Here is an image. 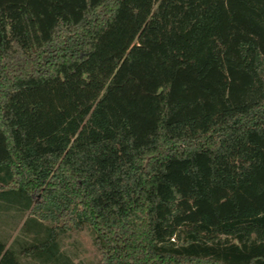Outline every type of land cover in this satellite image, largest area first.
<instances>
[{
  "label": "trees",
  "instance_id": "1",
  "mask_svg": "<svg viewBox=\"0 0 264 264\" xmlns=\"http://www.w3.org/2000/svg\"><path fill=\"white\" fill-rule=\"evenodd\" d=\"M0 200L32 233L0 264L81 228L100 264H264V0H0Z\"/></svg>",
  "mask_w": 264,
  "mask_h": 264
},
{
  "label": "rangeland",
  "instance_id": "2",
  "mask_svg": "<svg viewBox=\"0 0 264 264\" xmlns=\"http://www.w3.org/2000/svg\"><path fill=\"white\" fill-rule=\"evenodd\" d=\"M24 217V215L21 217L18 214H13L11 211L0 215V240L5 239L6 245L13 244L15 252L19 247L31 246L29 242L32 241V233H25L20 227ZM42 224L49 226L51 223L42 221ZM43 232L41 230L39 236L43 235ZM219 238L223 239L224 236L220 235ZM55 239V243H48L41 250L33 249L32 255L20 256L17 254L19 262L21 264H62L63 257L61 256L66 255L75 264H100V255L95 250L91 236L86 229L57 232ZM38 252H43V255L36 254ZM53 254L56 257H51L52 260L49 257Z\"/></svg>",
  "mask_w": 264,
  "mask_h": 264
},
{
  "label": "crops",
  "instance_id": "3",
  "mask_svg": "<svg viewBox=\"0 0 264 264\" xmlns=\"http://www.w3.org/2000/svg\"><path fill=\"white\" fill-rule=\"evenodd\" d=\"M2 204V202H1V200H0V205ZM7 208V207H6ZM1 210V209H0ZM8 211H11L13 214H21V217L23 216V213H22V210H19L18 209V207H17V205H14V206H12V207H10V208H7L4 212V214H7L8 213ZM2 213L0 212V215H1ZM23 220V219H22ZM1 241V240H0ZM3 242H5V239H3L2 240Z\"/></svg>",
  "mask_w": 264,
  "mask_h": 264
}]
</instances>
